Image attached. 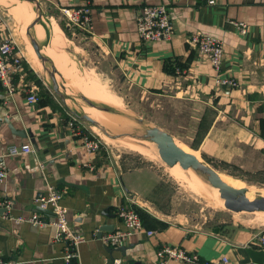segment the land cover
I'll return each instance as SVG.
<instances>
[{"label":"crops","instance_id":"obj_1","mask_svg":"<svg viewBox=\"0 0 264 264\" xmlns=\"http://www.w3.org/2000/svg\"><path fill=\"white\" fill-rule=\"evenodd\" d=\"M39 1L49 35L43 23H39L42 36H37L38 23L30 32L45 55L49 56L45 48L54 28L62 45L69 42L77 52L94 53L95 47L102 61L113 64L127 81L171 103L177 131L160 127L180 137L198 156L226 163L249 156L264 166V0H216L215 5L205 0ZM85 4L91 8L89 28L68 36L60 25V9ZM158 4L167 7L174 36L142 43L135 17L142 6ZM235 22L246 24L244 34ZM18 23L0 6V41L11 33L19 45L23 43V23ZM196 31L222 40L225 53L220 74L234 78L235 88L216 84L215 70L187 43L186 38ZM62 45L55 51L56 61L52 60L59 72L67 73L74 61L66 47L61 51ZM64 60L69 70L62 67ZM38 61L33 63L39 67ZM21 82L16 75L18 89L13 93L0 85V107L7 109L15 129L26 132L25 136L14 133L0 117V153L11 143L30 142L33 147L31 152L6 158L8 172L0 182V200L6 197L11 204L9 215L6 207L0 206V264H64L63 242L53 239L51 224L14 219L35 211L50 216V210H38L34 203V196L45 190L47 183L63 191L60 201L69 223L84 235L78 245L81 264H113L114 257H121L122 264H158L157 250L166 243L195 251L202 259L226 255L229 264L264 263V225L243 224L224 216L211 224L193 223L187 215L153 206L143 192L138 170L122 169L104 151L88 152L67 126L68 105L54 95L61 110L44 98L29 103L20 90ZM83 161L93 168L85 167ZM130 197L146 212L144 230L119 246H110L102 236L123 226L116 207L129 202ZM103 225L110 229L99 235ZM145 229L154 233L147 235ZM166 264L181 262L170 258Z\"/></svg>","mask_w":264,"mask_h":264},{"label":"rangeland","instance_id":"obj_2","mask_svg":"<svg viewBox=\"0 0 264 264\" xmlns=\"http://www.w3.org/2000/svg\"><path fill=\"white\" fill-rule=\"evenodd\" d=\"M8 2L11 4V0ZM0 6L19 24L20 18L10 13L7 5L0 2ZM44 20L46 17L42 10L41 23H44ZM21 35L24 42L18 45L24 51L29 66L45 81L49 94L56 96L62 103L61 97L52 89L53 83L46 68L54 72L58 88L72 111L85 112L89 115L91 110L102 113L93 118L107 129L110 138L89 123L105 143L99 150L104 151L122 169H136L140 172L138 176L144 187L143 192L152 201L153 206L172 214L187 215L189 221L193 223L211 224L224 216L243 224L264 225V210L253 212L227 209L224 206V199L214 195L212 185L204 177L196 173L198 178L190 168H183L179 162H176V167H169L159 157L156 143L140 137L146 127L154 125L177 131L172 122L175 120L172 118L169 101L144 92L127 81L118 68L107 61H102L95 47L94 53L87 54L82 50L77 52L73 44L63 41L61 51L66 47L67 55L74 61L71 72L63 74L58 71L52 60L56 55L51 57L46 55L48 61L45 62V67L42 65L40 68V65L38 67L33 63V60L38 61V56L26 34V28L25 30L21 28ZM51 40L55 42L53 37ZM103 114H113L112 116L117 119L116 124H112L109 117ZM176 139L184 142L180 137ZM128 142L146 145L150 149L149 154L136 150ZM202 159L215 167L223 178L244 186L252 196L264 195V166L255 162V157L247 156L246 159H237L231 163L210 158Z\"/></svg>","mask_w":264,"mask_h":264},{"label":"built area","instance_id":"obj_3","mask_svg":"<svg viewBox=\"0 0 264 264\" xmlns=\"http://www.w3.org/2000/svg\"><path fill=\"white\" fill-rule=\"evenodd\" d=\"M208 5H215L216 0H205ZM67 27L74 36L77 32H84L90 26V5L67 6L60 9ZM136 30L138 39L142 43L156 40H171L174 36V27L171 22L168 9L163 4L144 5L138 11L136 17ZM240 34L246 32L244 22H235ZM71 35V36H72ZM187 43L192 46L203 62H208L216 72L215 83L228 88H235L237 82L234 78L223 77L220 74V65L224 58V45L222 40L214 35L196 31L186 38ZM27 61L24 51L20 48L13 35L9 33L0 41V85L5 87L9 93L18 88L14 84L17 75L21 82L20 90L25 92L29 103L38 101L37 85L25 82V71L23 61ZM66 123L71 134L88 151L96 152L104 147V141L93 127L86 121L77 117L72 111H67ZM33 151L30 142L11 143L6 151L0 153V182L8 172L6 158L12 155H20ZM85 167L92 169L89 161H83ZM63 191L56 185L47 183L45 190L34 196V203L38 210H50V216L35 211L29 215L15 216V221H27L32 224H51L54 227L53 239L63 242L62 258L64 264H81L79 260L78 245L84 239V235L71 227L66 208L61 204ZM10 199L4 197L0 200V206L6 207L9 215ZM116 214L122 222V227H117L102 236L104 243L110 246H119L136 232L144 230L143 221L136 209L135 200L130 197L129 202L118 204ZM147 235L154 233L153 229H145ZM262 240V239H261ZM158 264H166L168 259H177L181 264H229V258L222 255L218 259H202L195 251H189L181 245L163 244L157 250ZM113 264H122L121 257H114ZM264 264V263H263Z\"/></svg>","mask_w":264,"mask_h":264},{"label":"water","instance_id":"obj_4","mask_svg":"<svg viewBox=\"0 0 264 264\" xmlns=\"http://www.w3.org/2000/svg\"><path fill=\"white\" fill-rule=\"evenodd\" d=\"M32 1L35 13L34 18L26 25V34L30 40L31 45L34 48L38 58L40 59L42 65L48 61V58L41 51V45L38 40L31 34L30 29L38 22L41 23L42 18V7L38 0H27ZM34 3V4H33ZM39 17V18H37ZM45 67V66H44ZM50 73V78L52 80V89L58 94L62 101L66 103V98L63 96L58 88L54 72ZM70 109V108H69ZM70 111H72L70 109ZM77 117L86 121L87 123L98 126L104 133L108 134L107 129L95 118L89 114L83 112L72 111ZM0 117L8 122L9 127L14 133L19 135H26L23 129H15L13 124L7 114V109L0 107ZM142 139H149L156 143L158 148V153L161 159L168 165H173L176 162L183 168L191 167L196 173L204 177L211 185L216 186L219 190V195L224 199V206L231 211H254V210H264V195H257L251 198L247 197L244 186H235L226 182L219 174L218 170L212 165L205 162L203 159H199L196 154L191 151H187L182 148L177 142L176 138L165 129L160 126L154 125L146 127L144 132L140 135ZM104 229H110L107 225L100 227L99 235L102 234ZM113 230V229H112Z\"/></svg>","mask_w":264,"mask_h":264},{"label":"bare ground","instance_id":"obj_5","mask_svg":"<svg viewBox=\"0 0 264 264\" xmlns=\"http://www.w3.org/2000/svg\"><path fill=\"white\" fill-rule=\"evenodd\" d=\"M0 2H2L3 4H5V5H7L8 6V8H9V12L10 13H12V14H14V15H17L19 18H20V20L22 21V28H23V30H25V24L27 25V23L28 22H30L32 19H33V9H32V4L30 5V7L26 4V2H28V1H25V0H11V4H8V2H7V0H0ZM13 16V15H12ZM17 17V18H18ZM16 18V19H17ZM17 20H19V19H17ZM20 22V21H19ZM52 24V23H51ZM35 28H36V32H37V36L38 37H40V36H42V28H41V25L38 23L36 26H35ZM53 31V30H52ZM54 34H53V38H54V41L55 42H53L52 40H50V44L45 48V51L48 53V55L49 56H55L56 55V49L60 46L61 47V45H62V43H61V41H60V39H59V35H58V33H57V31H56V29L54 28V32H53ZM55 43V44H54ZM33 47V46H32ZM36 53V52H35ZM37 55V54H36ZM65 57V56H64ZM66 58V60H68L67 59V57H65ZM38 60H39V63H40V66L42 67V63H41V61H40V59L38 58ZM54 60H55V57H54ZM65 62V66H62V67H66L67 65H66V63L68 64V62L67 61H62V65H63V63ZM73 66V62H72V64H71V67ZM40 67V68H41ZM66 69L67 70H69L68 69V67H66ZM66 69H64L63 71H65ZM71 69V68H70ZM70 72H71V70H70ZM64 74V73H63ZM73 76V75H72ZM71 102V101H70ZM92 107V106H91ZM95 108V107H94ZM89 113H90V116H97L98 114H102V113H100V112H98V111H96V110H91V111H89ZM104 115V114H103ZM113 115V114H112ZM112 115H104V116H108L109 117V119L111 120V123L112 124H116V117L115 116H112ZM119 124V123H118ZM92 126H95L96 128H98L100 131H102L98 126H96V125H92ZM103 132V131H102ZM106 134V133H105ZM107 135V134H106ZM108 136V135H107ZM109 137V136H108ZM110 138V137H109ZM123 138V137H122ZM113 139V138H112ZM140 142H142V141H140ZM176 142L182 147V148H184L185 150H187V151H191V152H193L194 154H196L194 151H192V150H190L185 144H183L181 141H179V140H177L176 139ZM129 144L131 143V145L136 149V150H138V151H141V152H144V153H147V154H149V152H150V149H148V147H146V145L145 146H143V145H141L140 143V145L138 144V143H134V142H128ZM145 143V142H144ZM150 145V144H149ZM155 153V152H154ZM157 155V154H156ZM196 156L199 158V159H202L200 156H198L197 154H196ZM158 157V156H157ZM160 157V156H159ZM176 167V163L175 164H173V165H169V167ZM168 167V166H167ZM188 168H190L195 174H196V172L191 168V167H188ZM220 174V173H219ZM197 175V174H196ZM198 176V175H197ZM220 176H221V174H220ZM222 177V176H221ZM198 178H199V176H198ZM223 178V177H222ZM226 182H228V183H230V184H232V185H235V186H240V185H236V183L235 182H232V181H228L227 179H225V178H223ZM212 187H213V193H214V195L216 196V197H221L220 195H219V190H218V188L216 187V186H213L212 185ZM212 193V192H211ZM245 193H246V195H247V197H249V198H251V197H253L252 196V193H248V189H246V191H245ZM261 195V194H260ZM222 198V197H221ZM254 212V211H253Z\"/></svg>","mask_w":264,"mask_h":264},{"label":"trees","instance_id":"obj_6","mask_svg":"<svg viewBox=\"0 0 264 264\" xmlns=\"http://www.w3.org/2000/svg\"><path fill=\"white\" fill-rule=\"evenodd\" d=\"M43 25H44V23H43ZM60 25H61L62 29L64 30V32L68 36L71 35V30L67 27V25H66L64 20L60 21ZM45 29H46L47 35H49V31H48L46 26H45ZM22 66H23V69H24V71L26 73L25 80L33 81V83L35 85H37V87H38V89H37V96L39 97L38 100H41V98H44L48 104H51L52 106L57 107V108H59L61 110L62 107H61L60 103H58V101H56L54 96L49 94V92L47 90V87H46V84L44 83V81L34 71H32L30 69L28 62L24 60L22 62ZM65 113H67V112H65ZM136 209L139 212L142 221H144L146 212L144 210H142L137 205H136Z\"/></svg>","mask_w":264,"mask_h":264}]
</instances>
